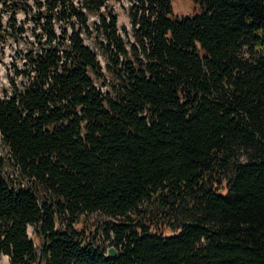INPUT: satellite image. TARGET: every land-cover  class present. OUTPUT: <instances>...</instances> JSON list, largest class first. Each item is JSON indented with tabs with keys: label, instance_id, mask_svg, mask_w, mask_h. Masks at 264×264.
I'll list each match as a JSON object with an SVG mask.
<instances>
[{
	"label": "trees",
	"instance_id": "1",
	"mask_svg": "<svg viewBox=\"0 0 264 264\" xmlns=\"http://www.w3.org/2000/svg\"><path fill=\"white\" fill-rule=\"evenodd\" d=\"M107 1L0 0V257L264 264V0H134L128 44Z\"/></svg>",
	"mask_w": 264,
	"mask_h": 264
},
{
	"label": "rangeland",
	"instance_id": "2",
	"mask_svg": "<svg viewBox=\"0 0 264 264\" xmlns=\"http://www.w3.org/2000/svg\"><path fill=\"white\" fill-rule=\"evenodd\" d=\"M81 0H74V2L78 3ZM134 0H108L106 5V11H109L117 18V27L122 38L126 41V44L132 39V28L130 25L131 16L130 12L133 11ZM171 13L169 16L171 18H180L185 15H193L201 11L200 5L198 3H194L192 0H171ZM19 17L22 18L20 15ZM94 16L90 17L92 20ZM84 42L88 45V47L97 54V58L101 65H104L105 60L102 55V48L98 45L96 40L85 38ZM18 49L17 45L13 42L7 41L4 44L3 54L0 55V93L1 89H5L8 87V81L13 73V62L19 64L21 61L18 57V54L15 50ZM2 53V51H1ZM109 65H113L111 60L108 61ZM18 79V78H17ZM16 79V80H17ZM105 83L107 85L102 86V90L109 88V85L113 83V79L106 74ZM4 151L3 145L0 143V153ZM18 179H22V177H18ZM115 221L114 218L108 217L101 213H91V214H83L78 215L76 221L72 224V226L76 229L83 227L86 231H89L91 235L95 236V242L100 243L101 246L107 248L109 245V240L102 235V228L110 222ZM176 227H173L175 230ZM27 232L30 237H33V226L29 225L27 227ZM0 264H9L7 255H2L0 257Z\"/></svg>",
	"mask_w": 264,
	"mask_h": 264
},
{
	"label": "water",
	"instance_id": "3",
	"mask_svg": "<svg viewBox=\"0 0 264 264\" xmlns=\"http://www.w3.org/2000/svg\"><path fill=\"white\" fill-rule=\"evenodd\" d=\"M117 250L114 249V247L109 246L106 250L107 257L114 256L116 254Z\"/></svg>",
	"mask_w": 264,
	"mask_h": 264
}]
</instances>
